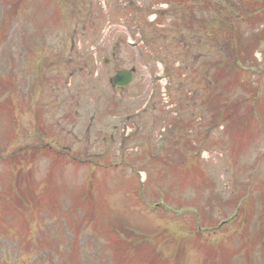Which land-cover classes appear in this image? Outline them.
I'll list each match as a JSON object with an SVG mask.
<instances>
[{
	"label": "rangeland",
	"instance_id": "obj_1",
	"mask_svg": "<svg viewBox=\"0 0 264 264\" xmlns=\"http://www.w3.org/2000/svg\"><path fill=\"white\" fill-rule=\"evenodd\" d=\"M131 1L0 0V264H236L264 231V0Z\"/></svg>",
	"mask_w": 264,
	"mask_h": 264
},
{
	"label": "trees",
	"instance_id": "obj_2",
	"mask_svg": "<svg viewBox=\"0 0 264 264\" xmlns=\"http://www.w3.org/2000/svg\"><path fill=\"white\" fill-rule=\"evenodd\" d=\"M260 191L263 193L264 192V185H262L261 187H260ZM260 191H258V192H256L255 193V195L254 196H252V197H250L248 200H245V201H243L241 204H239V211H241V207L244 209L245 207H246V205H247V203H248V206L251 208H253L254 207V204H253V200H255L256 201V204L257 203H260L261 205H263L262 204V202H263V199H262V196H261V198H260V196H259V193H260ZM262 195V194H261ZM209 197H211V195H209ZM262 201V202H261ZM236 205H238V203H236ZM198 210H197V213L195 214V213H191V217L193 218V223L195 224V226L197 227V229H198V231L200 232V231H208L209 229H216V227H217V225L219 224V222L217 223V224H211V225H209V224H205L203 221H202V219H201V209L199 208V207H197V206H195ZM211 207H212V209H214V207H215V203L212 205L211 204ZM86 212L87 211H83L82 209H81V211H79L78 210V212L75 214V216L76 215H82V216H80V219H78L77 217L78 216H76L75 217V219H74V222H72V224H76L75 225V231H76V229L78 228V231L81 229V228H83V226H85V225H87L88 224V221H87V218H85L86 217ZM255 214H257V212L255 211L254 212ZM49 214V213H48ZM251 217H252V215H251ZM77 218V219H76ZM225 218H227V217H225ZM250 219V218H249ZM249 219H248V226H249ZM260 220H261V218L259 217L258 218V220L255 222V227H257V226H259V229L257 230V231H255V236H252V237H250L249 238V240L252 242V244H250V248H249V250H248V254L246 255L245 253H243V256L244 257H247V258H250L248 255H249V253L253 250V249H255V247H254V244L255 243H259V242H261L262 241V246H264V241H263V239H264V231H263V222L261 221L260 222ZM258 222H260L259 224H258ZM253 224V223H252ZM261 225V226H260ZM259 232H260V234H261V237L262 238H259L258 237V235H259ZM246 234L247 235H249L250 236V233H249V231H248V227L246 228ZM240 242V240L239 239H237V242H235L236 244L234 245V248H232V257L234 258V260L233 261H235V263L237 264V256H235V254L236 253H238V251L237 250H235V248H236V246L238 245V243ZM256 248H259V249H261V245H257L256 246ZM237 249V248H236ZM239 256V255H238ZM246 258V259H247ZM248 261V260H247ZM248 263V262H247Z\"/></svg>",
	"mask_w": 264,
	"mask_h": 264
},
{
	"label": "water",
	"instance_id": "obj_3",
	"mask_svg": "<svg viewBox=\"0 0 264 264\" xmlns=\"http://www.w3.org/2000/svg\"><path fill=\"white\" fill-rule=\"evenodd\" d=\"M132 72L127 70H122L116 74L113 78V82L118 86H125L132 80Z\"/></svg>",
	"mask_w": 264,
	"mask_h": 264
}]
</instances>
